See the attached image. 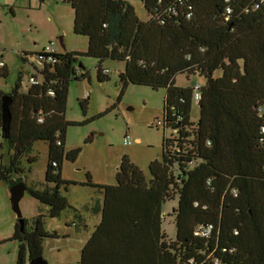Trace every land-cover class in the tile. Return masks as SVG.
<instances>
[{
	"label": "trees",
	"instance_id": "trees-1",
	"mask_svg": "<svg viewBox=\"0 0 264 264\" xmlns=\"http://www.w3.org/2000/svg\"><path fill=\"white\" fill-rule=\"evenodd\" d=\"M68 1L75 15L73 31L88 37V48L59 52L58 62L43 67V82L26 91L18 76L9 91L12 120L5 138L13 153L0 168V180L22 172L20 158L34 142L46 141L45 180L52 186L31 187L29 193L49 207L51 217L70 207L61 189L77 182L62 178V163L64 158L74 161L79 149L65 152L70 123L65 108L69 81L88 76L80 72L78 57L99 60L100 81L108 78L102 67L106 59L125 61L119 74L121 94L130 83L166 88L163 109L169 126L189 137L190 148L180 158L176 150H168L173 140L163 137V156L151 161L149 180L127 155L116 184L91 182L88 174L89 181L82 184L103 192L101 220L79 261L67 264H215V258L218 264H264V113L258 111L264 107V6L247 13L238 9L224 22L222 0H192V19L172 18L161 25L140 19L126 0ZM184 72L205 80L196 122L191 120L193 86L175 82ZM1 75L6 77L7 69ZM176 194V237L171 239L162 228L161 206ZM43 217H36L31 231L21 230L17 221L12 236L19 241L17 264H24L26 251L29 259L40 256L43 238L57 236L45 229ZM206 224L214 227L211 235H196L197 227Z\"/></svg>",
	"mask_w": 264,
	"mask_h": 264
},
{
	"label": "rangeland",
	"instance_id": "rangeland-1",
	"mask_svg": "<svg viewBox=\"0 0 264 264\" xmlns=\"http://www.w3.org/2000/svg\"><path fill=\"white\" fill-rule=\"evenodd\" d=\"M131 3L140 19L148 16L141 0H126ZM74 10L68 0H4L0 3V91L9 94L19 75H22V91L30 86L29 77L34 75L41 83L44 80L42 66L37 55L50 41L56 42L58 52L86 51L88 37L73 31ZM63 38L62 47L59 38ZM99 60L81 55L77 64L88 76L71 79L65 108V120L70 123L65 130V152L79 149L72 161L64 158L62 178L76 181L62 187L68 204L57 217L48 214L49 207L34 198L29 188L44 189L52 186L45 180L48 162V143L38 140L30 152L20 158L23 168L18 174L11 172L9 180H0V264H17L19 241L12 239L17 223V214L10 202L12 181H23L27 190L20 200V209L25 219V228L31 231L34 221L43 214L45 229L57 236H47L42 241L41 256L47 264L76 263L81 249L101 219L96 208L103 202V192L98 187L84 185L88 182L116 184V173L123 155L135 163L151 178L149 165L163 156L161 127L154 126L162 118L166 88L153 89L146 85L130 83L121 94L119 74L125 69V61L106 59L102 67L109 70L108 78L97 77ZM7 69L3 77L1 71ZM220 75V71L216 73ZM204 78L197 74L179 73L176 85L192 86L204 84ZM192 120L199 118V106L194 104ZM129 135L131 143L124 144ZM13 150L0 130V168L8 165ZM36 157L33 162L29 160ZM66 187V188H65ZM178 205V194L166 199L161 206L162 228L171 239L176 237L173 210ZM100 213V214H99ZM26 251L24 264H29Z\"/></svg>",
	"mask_w": 264,
	"mask_h": 264
},
{
	"label": "built area",
	"instance_id": "built-area-1",
	"mask_svg": "<svg viewBox=\"0 0 264 264\" xmlns=\"http://www.w3.org/2000/svg\"><path fill=\"white\" fill-rule=\"evenodd\" d=\"M144 6V9L147 13V20H154L158 24H166L169 19L172 18H183L186 20H190L195 15V4L192 0H141ZM224 5L223 11V21L227 22L231 20L233 14L236 13L238 9H241L243 12H251L256 11L264 6V0H222ZM59 52L56 49V42L50 41L47 45L43 46L42 50L37 55V63L39 66L44 67L46 64L52 65L59 61L57 56ZM0 66H4L3 62H0ZM43 69V68H42ZM42 71V70H41ZM103 72L109 73V70L104 68ZM30 84H39L41 83L34 75H30L29 77ZM193 86V105L197 103L199 105V101L201 100V89L202 84L195 83ZM49 95H54V91L49 90ZM171 111H173L172 115H175V109L171 107ZM259 114L262 115L264 113V107L260 106ZM165 114V115H164ZM168 116V114H167ZM165 110L163 109L162 118L158 119L154 126L156 128L161 127L165 138L172 139L171 145L168 146V150H176L178 152V157L182 158L186 154L188 150L187 139L183 132L179 130V128L172 129L169 126V121L167 119ZM44 119L43 115H38V122H42ZM178 118L177 120H179ZM192 120V118H191ZM193 122H196L192 120ZM187 130V127H186ZM260 133L264 135V125L260 127ZM59 133L56 134V137L59 138ZM192 139V137H191ZM264 140V137L262 138ZM58 144H61V140L57 141ZM131 143V138L127 135L124 138V144L128 145ZM190 148V147H189ZM177 163V162H176ZM175 163V164H176ZM190 164L193 161L189 162ZM177 165V164H176ZM210 183V180L208 181ZM234 195L237 194L235 189H232ZM213 225L206 224L202 226H198L195 230V234L198 236L209 237L213 231ZM227 250V249H223ZM235 248H231L230 251H234ZM208 256L207 258H209ZM211 260V259H210ZM192 261V260H191ZM215 264H218V259H214Z\"/></svg>",
	"mask_w": 264,
	"mask_h": 264
},
{
	"label": "water",
	"instance_id": "water-1",
	"mask_svg": "<svg viewBox=\"0 0 264 264\" xmlns=\"http://www.w3.org/2000/svg\"><path fill=\"white\" fill-rule=\"evenodd\" d=\"M4 0H0V3H3ZM60 43L63 48H65L63 44V38H59ZM79 67L81 65L79 64ZM13 99L10 94L2 95V103H1V134L4 138H7L8 132L10 129V124L12 120V112H11V104ZM27 190L26 184L23 181H19L10 187V202L12 209L15 211L18 217V223L20 225V229H25V219L23 218L22 211L20 209V200L24 196L25 191ZM29 264H47L44 258L40 256H36L31 258Z\"/></svg>",
	"mask_w": 264,
	"mask_h": 264
},
{
	"label": "crops",
	"instance_id": "crops-1",
	"mask_svg": "<svg viewBox=\"0 0 264 264\" xmlns=\"http://www.w3.org/2000/svg\"><path fill=\"white\" fill-rule=\"evenodd\" d=\"M104 198V197H103ZM102 205H103V202L102 204H99V206L96 208L97 212H101L102 210ZM100 214V213H99ZM101 220V219H100ZM100 222V221H99ZM95 229V228H94ZM92 234V233H91ZM90 237V236H89Z\"/></svg>",
	"mask_w": 264,
	"mask_h": 264
}]
</instances>
